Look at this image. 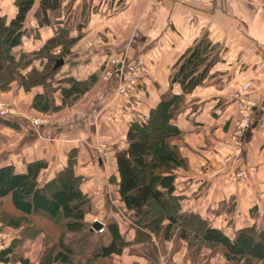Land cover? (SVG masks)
<instances>
[{"label":"crops","instance_id":"obj_1","mask_svg":"<svg viewBox=\"0 0 264 264\" xmlns=\"http://www.w3.org/2000/svg\"><path fill=\"white\" fill-rule=\"evenodd\" d=\"M107 2L104 13L91 18L86 41L81 39L74 45L75 51L68 56L59 74L87 79L106 67H110L113 74L103 80L99 78L77 104L63 111V118L56 117L48 125L40 127L21 116L11 119L15 132L16 128L26 132L24 155L18 159L15 156L18 150L0 153V166L8 162L19 171H25L28 162L46 158L53 168L60 154L64 155L63 160L68 151L76 147L75 170L86 178L83 190L95 197L102 194L109 176L116 174L111 169L115 167V153L126 144L128 125L133 119L131 109L136 116L142 117L148 115L166 92L183 94L179 83L171 84L173 68L187 50L203 44L209 51L200 70L205 67L208 70L202 83L183 95L184 103L194 99L198 106L193 107V102L185 103L176 124L192 145L199 147V156L194 154L192 161L208 164V169L184 173L191 180L188 195L193 196L183 202L187 208L206 215V210H216L215 201L210 200L212 197L223 199L240 195L243 207L237 206L236 212L231 214L237 221L240 213L245 214L241 209L248 210L260 203L258 194L264 193V0ZM28 19L27 25L35 27L32 16ZM54 28L53 25L39 27L40 36L52 35ZM75 35L72 31V36ZM29 41L35 43L33 36L25 35L15 50L35 49L34 45L30 47ZM138 57L144 60L146 72L139 78L131 103V98L117 93L116 68L121 66V61H133ZM244 86L248 87L246 98L255 103L251 125L242 137L243 150L234 155L229 143L239 116V100L233 95ZM43 136L47 138L42 141ZM98 143L110 147L105 157L97 156ZM96 158L102 166L111 168H107V176L104 169L96 172ZM63 163L61 161L60 165ZM235 171H243L246 176L243 183L238 182L239 186L228 179H233ZM43 177L47 175L44 173ZM209 181L217 183L206 191L199 188V182L202 185ZM92 200L95 204L94 196ZM214 217L215 214H211L212 220ZM221 218L212 224L220 226ZM238 223L239 220L234 225L240 226ZM125 252L115 256L117 264L127 263L123 259ZM128 257L129 263L149 264L141 256L128 254Z\"/></svg>","mask_w":264,"mask_h":264},{"label":"trees","instance_id":"obj_2","mask_svg":"<svg viewBox=\"0 0 264 264\" xmlns=\"http://www.w3.org/2000/svg\"><path fill=\"white\" fill-rule=\"evenodd\" d=\"M35 5L33 27L27 23ZM60 6L61 0H15L13 17L0 12V90L13 82L26 90L43 86L47 90L34 95L32 106L45 113L56 108L54 93L58 89L63 107H71L99 79L97 74L87 79L57 77L62 65L55 68L56 62H68L71 48L80 39V34L70 36L67 27L57 28L40 48L15 50L31 29L38 38L39 27L49 25L50 13ZM56 48L61 49L58 55L53 53ZM208 51L203 44L187 50L171 75V84L179 83L183 94L166 92L146 117L133 118L128 125L126 146L115 153L116 174L109 179L117 188L124 212L130 213L125 228L122 218L107 216L100 218L101 229H92L95 221L89 222L86 216L93 212L94 204L92 195L82 188L85 177L75 170L76 147L68 151L67 164L47 179H43L49 166L46 158L28 162L25 171L12 163L0 166V221L18 230L9 245L0 249V262L31 264L23 246L41 237L43 248L37 264H116L115 256L126 247L149 264H159L160 245L172 240L186 243L195 259L208 249L218 251L224 264H264V227L256 219L230 233L199 212L184 209L181 196L175 194L183 158L173 141L184 134L176 120L183 95L202 83L208 67L202 71L200 67ZM36 59H42V68L33 64ZM0 123L14 124L2 115ZM130 231L132 236L127 237ZM134 246H140L139 250H132Z\"/></svg>","mask_w":264,"mask_h":264},{"label":"rangeland","instance_id":"obj_3","mask_svg":"<svg viewBox=\"0 0 264 264\" xmlns=\"http://www.w3.org/2000/svg\"><path fill=\"white\" fill-rule=\"evenodd\" d=\"M120 3H121V1H120ZM36 5L33 8V11H31L29 14L30 16H32V20L34 19L33 17L35 15ZM106 6H108L107 0H61L60 8L58 10H56L55 12L50 13V22H49L50 24L49 25H53V27L55 26V28H54L55 30H57V28H59V27H61V28L67 27V28H69L70 36H72V31H75L76 32L75 36H78L80 34L79 40L83 39V41H86L84 39L87 36V30H88V26H89V23L91 21V18L95 14L104 13ZM119 6L123 7L121 4ZM15 11H16L15 0H0V12L2 14H5L8 18H11V17H13ZM106 14H108V13H106ZM81 25H82V27H80ZM34 32H35L34 29H31L30 31L27 32L26 35L27 36H33L35 43L32 42V44H31L30 43L31 41H29V43H30V47H32V45H34L33 47H35V49L40 48V46L51 36V35L50 36L49 35L44 36V37L39 36L38 38H35ZM38 34L39 33H37V35ZM74 45H73V47H74ZM73 47L71 48V54L75 51V50H73ZM32 50H34V49H32ZM27 52H29V51H27ZM60 52H61L60 48H56L53 51V53L56 55L60 54ZM41 60L36 59L33 62V64L38 68H42L41 67ZM64 62H65V60H64ZM112 74H113V71L111 70L110 67H106L104 70L101 69L97 73L98 78H100L99 80H101V79L103 80L106 77L108 78L109 75H112ZM60 75L61 74L57 75V77H59ZM62 75L68 76L66 73H64V74L62 73ZM91 88L89 90H91ZM46 90L43 88V86H36L30 90H26L17 82L11 83L8 88H6L4 90H0V115H2L3 117H5L7 119H14L15 117L21 116V117H23L22 119H26L27 121H30L34 125H39L40 127H41V125H48L56 117L57 118H59V117L63 118L64 117L63 111L67 108H71L72 106L71 107H67V106L63 107V105H62L63 102L61 99V97H62L61 89H58L54 93L55 105H56L55 109L49 111L48 113H45V112H41V111L37 110L36 108H34L32 106L34 95L38 92H41V91L45 92ZM87 92H85L84 94H86ZM117 93L120 96L123 95L121 93V90L119 89V87L117 88ZM134 93H131L130 96H128L127 98L130 99L134 95ZM132 99L133 98L130 99L131 103H132ZM234 99L238 101V99H236V98H234ZM79 100L75 104H77L79 102ZM242 100L246 101L247 98H243ZM194 101L195 100L193 99L189 103H187V101H185V103L190 104L193 102V104H192L193 107H197L198 104H196V102H194ZM185 103H184V101H182L179 109H182L184 107ZM253 103H255V102H253ZM238 105H239V113H238L239 116L234 122L233 130H232L231 137H230L231 143H229L230 151H233L234 155H236L238 152L241 153V151L243 150L242 148H243V143H244L243 138L240 141H235V139H234V134L238 128V124L245 119V117L241 113V108L243 107L241 100L239 101ZM244 105H246V104H244ZM132 111H135V110L131 109V118L139 117V116H136V114H134L135 112H132ZM252 113H253V111L250 112L251 121H252ZM146 116L147 115H144L142 117L144 118ZM34 119H38V121L36 123H34ZM13 127L14 126L10 127V126H6V125H2L0 123V153H7L11 150H18V152L16 153L15 156H17V158L19 159L20 156L24 155L23 143H24V135L26 134V132L24 130L19 131V129H17V128H16V132H15ZM17 131H19V132H17ZM67 134L68 133H66V136H67ZM46 138H47V136H43L40 139H42V141H43ZM125 143H126V141H125ZM192 144H193V142L190 140V138H188L185 135V133L173 141V145L176 147V152L178 153V156L183 158V166H181L177 171V173L179 174L178 178H177L178 188H177L175 194L177 196H179V195L181 196L183 208L188 209V210H192V209L187 208L183 201L188 199L189 196L190 197L193 196V194L188 195L190 192V189L188 188V186H190L191 180L189 178H187L186 175H184V173L185 172L187 173L190 171L192 173V172H196L199 170H201L202 172H205L208 169V164H202L201 165V162L198 160L192 161L194 154H196V156H199V152H200L199 149H197L199 147H195ZM125 146H126V144L125 145L122 144L121 148H119V149H122ZM47 147H48V145H47ZM108 149H110V147H107V145H105L103 143H98L97 147H96L97 156H99V158L103 157V156L105 157ZM63 157H64V155L60 154V157H59L60 160H58V162L55 161L56 166L54 167L52 165L54 169L49 167L50 166L49 165L47 167V169L44 170L43 174L45 173L47 175V177L46 178L43 177V179H47L49 177L54 176L55 173L60 168H62L63 166H65L67 164L68 154H67V156H65V159L61 160ZM99 158L95 159L96 163H94V164L96 166L95 168L97 169V170L96 169L95 170H96V172H98V171H102L104 169L105 176H107L109 174L108 173L109 170H107V168H109V169H111V168L105 164L102 166L98 160ZM61 161H62V163L63 162L64 163L60 165ZM5 164H8V162H6ZM111 171L116 172V167L111 169ZM94 173H95V171H94ZM234 173L235 174H233V176H232L233 179L231 177H229L228 179H229V181L231 180L230 182H236L237 183L236 186H239L238 182H240V184H241V183H243L242 181L244 179H246V178H244V177H246L245 173L243 171H240V173L238 172L239 174L237 173V171H235ZM109 177H111V176H109ZM195 179L196 178H194L192 180H195ZM240 179H242V180H240ZM85 180H86V178H85ZM216 183H217V181H214L212 183H210V181H209V183H203L202 185H200V182H199L198 186H200L199 188L202 189L203 191H206L209 189L208 187L210 185L212 188V186L216 185ZM105 186H107V188H105L103 190L102 194H97L96 195L97 197H95V195H92V198L94 196V200L96 203L94 204V208L92 210L93 212L90 214H87L86 217H87L88 221L91 222L93 220L94 221H100V218L104 219V217H107V216H112V217L117 216L118 218L123 219L124 224H125L123 228H125L128 225L127 223H129L130 213L124 212L123 207H122V203L118 200L119 196H118V193L116 191L117 188H116L114 182L109 181V179H108L107 184ZM217 186H218V184H217ZM230 186H231V184H230ZM258 198H260L259 199L260 203L254 205L257 207V209H254L255 208L254 206L248 210H245L244 208L241 209L243 212H245V214H244L245 217H244V215H242V213H240L239 214L240 219L236 217V219L239 220L238 224L243 225L245 223H252L256 219L258 226L264 227V193H263V191L260 192V194H258ZM210 200L215 201L216 210L214 212V211H211L210 209H208V211L206 210V212H205L206 215L202 214V216L204 218H207L210 223H212V221H214L215 219H217L219 221V217H222L219 227H222L227 232L232 233V231L238 226V225H234V223L237 224L238 220L236 221L235 217L233 215L231 216V214H234L236 212L237 206L243 207L241 200H240V195L233 194L232 196H230L228 198L225 197L223 199H220L219 196H214ZM192 211H194V210H192ZM211 214H215L216 218L214 217L212 220ZM231 217H232V219L230 220ZM132 232L133 231L126 233L127 237H131ZM17 234H18V230H16L15 228H12L10 226L4 225L0 221V249L9 245L11 240ZM41 240H42L41 237H38L36 239L30 240L29 243H26L23 246L24 249L26 250L23 253H24L25 257H27L31 260V262H32L31 264H37L38 263V257H39V254H40L42 248H43ZM139 248H140V246L139 247L134 246V247H132V250H139ZM130 249L131 248H129V247L125 248L124 251H126V252L124 253V257H123L124 261L127 262L126 264H140V263H135V262H132V263L128 262V261H130L128 254L134 255V254L129 253V251H131ZM189 250H190V248L188 247V245L186 243L176 242L174 240L162 243V245H160L159 252H158V254L160 256V263L159 264H224V262H225L224 258L220 255V253L218 251L210 252V250H208V249H203V250H201L199 256L195 259V258H192ZM184 261H186V263ZM0 263H3V262H0ZM115 263L117 264L116 261H115ZM4 264H24V263H22L19 260L18 261L16 260L12 263L10 262V263H4ZM111 264H114V263L112 262Z\"/></svg>","mask_w":264,"mask_h":264},{"label":"built area","instance_id":"obj_4","mask_svg":"<svg viewBox=\"0 0 264 264\" xmlns=\"http://www.w3.org/2000/svg\"><path fill=\"white\" fill-rule=\"evenodd\" d=\"M144 60L141 57L134 59L133 61H121V66L116 68V73L119 76V89L123 96L128 97L131 93L136 91V86L139 82V78L145 72ZM248 87L244 86L239 88L233 95L234 98L241 100L243 107L241 108V113L245 119L238 124V128L234 134L235 141H240L243 137L244 132L251 125L250 112L253 109L254 103L247 98L246 101H243V98H246ZM246 104V105H244ZM38 119H34L36 123ZM238 143V142H237Z\"/></svg>","mask_w":264,"mask_h":264},{"label":"water","instance_id":"obj_5","mask_svg":"<svg viewBox=\"0 0 264 264\" xmlns=\"http://www.w3.org/2000/svg\"><path fill=\"white\" fill-rule=\"evenodd\" d=\"M64 64V59H59L56 64H55V68L61 66ZM103 227V223L100 221H95L94 226L92 227V229H101Z\"/></svg>","mask_w":264,"mask_h":264}]
</instances>
